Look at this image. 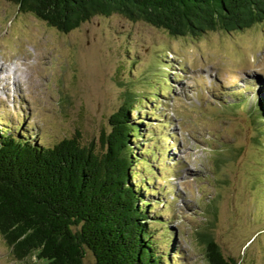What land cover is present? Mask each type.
Here are the masks:
<instances>
[{
    "label": "rangeland",
    "instance_id": "374dc122",
    "mask_svg": "<svg viewBox=\"0 0 264 264\" xmlns=\"http://www.w3.org/2000/svg\"><path fill=\"white\" fill-rule=\"evenodd\" d=\"M0 64L9 77L0 127L44 145L78 131L100 149L110 115L132 95L145 160L133 183L148 188L170 264H208L203 231L241 264H264V121L251 113L264 96V21L171 37L114 14L62 33L0 0ZM31 262L15 260L0 236V264ZM84 263L94 264L89 253Z\"/></svg>",
    "mask_w": 264,
    "mask_h": 264
},
{
    "label": "trees",
    "instance_id": "16d2710c",
    "mask_svg": "<svg viewBox=\"0 0 264 264\" xmlns=\"http://www.w3.org/2000/svg\"><path fill=\"white\" fill-rule=\"evenodd\" d=\"M7 1L62 33L114 14L171 37L242 31L264 21V0ZM131 100L126 93L110 115L100 149L83 144L78 131L44 145L22 129L0 127V236L15 260L85 264L89 253L94 264H170L153 229L160 220L152 218L148 188L133 183L134 167L144 159L134 142L142 135ZM255 104L251 113L263 122L264 96ZM198 239L208 264H241L207 231Z\"/></svg>",
    "mask_w": 264,
    "mask_h": 264
},
{
    "label": "bare ground",
    "instance_id": "6f19581e",
    "mask_svg": "<svg viewBox=\"0 0 264 264\" xmlns=\"http://www.w3.org/2000/svg\"><path fill=\"white\" fill-rule=\"evenodd\" d=\"M0 71H1V66H0ZM12 73H13V69H12ZM17 74V73H16ZM16 74H13V76H12V78H10V79H12L13 81H12V85H14V83H15V80H16V77H15V75ZM4 77V76H3ZM2 77V79L0 78V82H1V84H2V81H6L7 79H9V77L8 78H3ZM0 89H5V87L2 85V86H0Z\"/></svg>",
    "mask_w": 264,
    "mask_h": 264
}]
</instances>
